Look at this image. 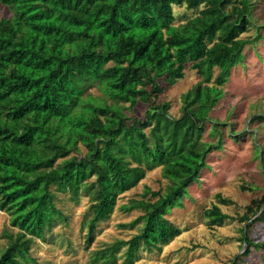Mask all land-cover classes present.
I'll use <instances>...</instances> for the list:
<instances>
[{
  "label": "trees",
  "instance_id": "obj_1",
  "mask_svg": "<svg viewBox=\"0 0 264 264\" xmlns=\"http://www.w3.org/2000/svg\"><path fill=\"white\" fill-rule=\"evenodd\" d=\"M0 5L11 13L0 19V211L15 230L6 233L0 264L31 263L35 240L66 223L56 195L88 202L81 226L88 251L117 199L156 169L168 183L165 189L146 190L120 208L123 214L142 213L119 227L135 235L102 246L90 262L135 264L141 252H160L181 232L166 215L197 181L208 154L221 149L216 123L211 134L219 139L202 137L209 112L242 60L248 0L237 6L234 0H0ZM182 6L200 11L175 26L173 8ZM187 66L200 82L181 94V116L173 118L168 103L150 101L163 93L162 85L182 79ZM92 87L102 97L85 96ZM138 102L147 104L140 118L130 116ZM262 197L251 201L238 222L254 218L264 226ZM214 198L217 205L203 214L210 228L229 219L219 205H232L220 194ZM240 241L247 254L253 249L264 256V242L255 244L243 234Z\"/></svg>",
  "mask_w": 264,
  "mask_h": 264
},
{
  "label": "rangeland",
  "instance_id": "obj_2",
  "mask_svg": "<svg viewBox=\"0 0 264 264\" xmlns=\"http://www.w3.org/2000/svg\"><path fill=\"white\" fill-rule=\"evenodd\" d=\"M237 1L234 0V6H237ZM248 2L250 27L241 35L246 40L242 60L231 70L227 83L221 89L222 98L209 112L202 137L204 142L215 143L219 138L211 134V128L216 123V129L221 132V149L208 154L197 181L187 188L186 196L179 198V206L172 207L166 215V219L181 230L180 235L160 252H141L135 264H264L262 252L251 249L247 254L245 244L240 241L243 234L255 244L264 242V226L253 223L254 218L249 222H238L251 201L260 200L264 194V157L261 155L264 152V0ZM199 11L190 12L184 6L174 7L173 25L193 19ZM10 16L7 7L0 5V19ZM217 73L215 70L213 79ZM199 82L196 72L187 66L182 79L162 85L163 93L150 102L154 105L168 103L170 115L179 118L181 94ZM85 96L102 97L101 91L95 87L89 89ZM105 100L112 103L106 97ZM146 106L138 102L132 107L130 116L142 117ZM69 124L67 128L73 127ZM81 153L84 154L83 149ZM167 185L160 169L148 171L133 190L117 199L110 219L97 227L94 243L88 251L85 249V230L81 229L88 202L79 199L75 203L69 201L68 195H56L55 206L66 216V223L45 234L44 240H35L31 245L32 262L29 264H92L91 253L106 244L127 241L135 235L136 230L119 227L130 224L142 213L134 210L123 214L120 208L131 200L140 199L146 190L156 193ZM217 194L230 200L232 205H219L229 219L221 227L210 228L203 214L217 205L214 198ZM247 225L250 227L248 230ZM14 231L8 215L0 211V252L7 245L6 233Z\"/></svg>",
  "mask_w": 264,
  "mask_h": 264
}]
</instances>
